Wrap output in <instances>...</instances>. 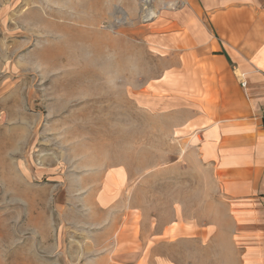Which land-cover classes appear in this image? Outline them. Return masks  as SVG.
<instances>
[{
  "label": "rangeland",
  "instance_id": "1",
  "mask_svg": "<svg viewBox=\"0 0 264 264\" xmlns=\"http://www.w3.org/2000/svg\"><path fill=\"white\" fill-rule=\"evenodd\" d=\"M140 14V0H0V264H233L230 238L192 229L195 88Z\"/></svg>",
  "mask_w": 264,
  "mask_h": 264
},
{
  "label": "crops",
  "instance_id": "2",
  "mask_svg": "<svg viewBox=\"0 0 264 264\" xmlns=\"http://www.w3.org/2000/svg\"><path fill=\"white\" fill-rule=\"evenodd\" d=\"M167 1L182 5L162 11L145 40L182 55L195 88L183 96L199 114L183 158L205 186L192 229L230 238L233 264H264V0Z\"/></svg>",
  "mask_w": 264,
  "mask_h": 264
},
{
  "label": "built area",
  "instance_id": "3",
  "mask_svg": "<svg viewBox=\"0 0 264 264\" xmlns=\"http://www.w3.org/2000/svg\"><path fill=\"white\" fill-rule=\"evenodd\" d=\"M156 2H162V0H140L141 3L140 18L143 23L152 22L159 17L158 8L155 5ZM170 6L171 8H176L179 6V3L170 4Z\"/></svg>",
  "mask_w": 264,
  "mask_h": 264
}]
</instances>
